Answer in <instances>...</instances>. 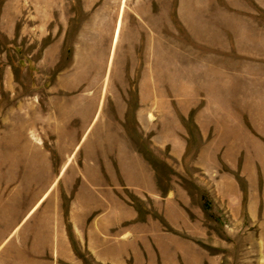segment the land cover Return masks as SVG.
Returning a JSON list of instances; mask_svg holds the SVG:
<instances>
[{
	"label": "rangeland",
	"instance_id": "374dc122",
	"mask_svg": "<svg viewBox=\"0 0 264 264\" xmlns=\"http://www.w3.org/2000/svg\"><path fill=\"white\" fill-rule=\"evenodd\" d=\"M236 36L242 51L264 57V0H0V264H23L31 223L43 219L44 205L57 210L66 186L72 192L51 180L68 156L66 176L82 159V150L65 145L73 136L59 134L57 103L74 96L86 103L70 130L89 133L104 123L140 137L134 144L154 171L160 198L138 188H124V196L137 212L132 223L159 224L164 248L156 264H264L262 215L250 216L245 196L240 206L232 202L225 178L235 177L244 192L249 185L218 150L225 143L219 120L252 89L249 75L234 80L219 71L234 62ZM174 134L188 145L179 160L170 155ZM240 140L251 147L250 137ZM204 145L206 168L196 161ZM27 160L36 167H25ZM169 191L175 226L158 209ZM62 200L65 207L67 195ZM78 254L83 264H102L88 249ZM128 264L148 263L132 255Z\"/></svg>",
	"mask_w": 264,
	"mask_h": 264
},
{
	"label": "crops",
	"instance_id": "0c3cea01",
	"mask_svg": "<svg viewBox=\"0 0 264 264\" xmlns=\"http://www.w3.org/2000/svg\"><path fill=\"white\" fill-rule=\"evenodd\" d=\"M237 36L235 39L238 47L233 49L236 57L229 58L230 61H234L230 63L232 66L224 69L220 65L219 71L231 72L230 78L233 76L234 80L243 78L244 73L246 77L249 75L252 89L249 91L248 101L235 103L231 113L226 112L224 118L219 120L218 134L225 143H222L218 150L223 153L222 158L226 165L239 169L245 183L249 185L244 192L239 188L235 177H226L227 191L231 195L232 202L240 206L245 196L248 213L254 219L261 214L264 228V98L260 100L258 97L260 92L264 95V90L259 92L260 87L264 88V57L258 58V55L242 51ZM244 38L250 44L254 42L258 44L256 38L249 36ZM220 50V55L228 52ZM231 50L229 49V52ZM83 100L82 97L77 96L65 97L57 103L59 127L63 126L64 122L62 128L64 131L61 130L59 134L73 136V139L65 141V145L72 144L74 151L82 150L83 155L80 162L73 165L75 167L73 174L66 176V170L71 166L69 156L59 165L60 170L54 175L51 183L60 181L68 185L72 192L67 191L66 186L64 192L59 194V206L58 203L54 205L57 206V210L54 212L50 210L52 207L50 203L48 206L44 205L43 219L38 223H31L35 235L26 244L28 254L23 264H83L78 254V251L83 249H88L102 264H128L132 255L138 259L142 258L145 263L156 264L157 252L161 253L164 248L157 242L156 232L159 224L153 219H149L146 223H132V220L136 221L137 212L124 196V188H138L152 198L159 199L154 185V171L150 169L146 157L142 155L137 144H134V140L137 139H134L130 129L119 127L112 131L104 123H99L98 126L92 127L89 133H87L88 129L70 130L72 121L83 120V105L86 103ZM95 104L97 111L98 102ZM96 111L94 117L97 115ZM205 111L204 109L203 114ZM126 112L127 106L123 108V118ZM244 116L248 119L252 130L245 126ZM208 132L207 126L203 132L204 138ZM241 134L252 140L249 149L240 145ZM137 141H140L139 136ZM168 142H170V155L177 160L181 159L188 145L186 143L181 145L177 134H174ZM208 158L209 149L204 145L198 150L196 161L200 167L206 168ZM26 164L27 168L36 167L35 161L32 160H27ZM28 177L26 182H31ZM72 184L77 185L75 189H72ZM259 185H262L261 194L257 192ZM171 191L166 194L167 198L164 199L163 206H159L158 209L164 213L169 224L175 226L173 218L177 208L171 197L168 198L173 195ZM45 195L29 205L30 209L15 221L16 228L28 220ZM62 195L68 197L65 207ZM147 234L151 238H148Z\"/></svg>",
	"mask_w": 264,
	"mask_h": 264
},
{
	"label": "bare ground",
	"instance_id": "6f19581e",
	"mask_svg": "<svg viewBox=\"0 0 264 264\" xmlns=\"http://www.w3.org/2000/svg\"><path fill=\"white\" fill-rule=\"evenodd\" d=\"M118 32V29H116V33Z\"/></svg>",
	"mask_w": 264,
	"mask_h": 264
}]
</instances>
